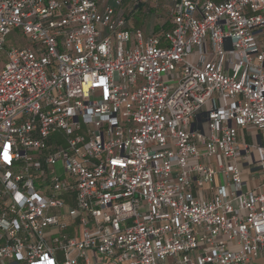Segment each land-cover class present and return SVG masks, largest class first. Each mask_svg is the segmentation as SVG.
Here are the masks:
<instances>
[{"label": "built area", "instance_id": "2783aa9c", "mask_svg": "<svg viewBox=\"0 0 264 264\" xmlns=\"http://www.w3.org/2000/svg\"><path fill=\"white\" fill-rule=\"evenodd\" d=\"M123 3L0 0V264H264V0Z\"/></svg>", "mask_w": 264, "mask_h": 264}, {"label": "rangeland", "instance_id": "374dc122", "mask_svg": "<svg viewBox=\"0 0 264 264\" xmlns=\"http://www.w3.org/2000/svg\"><path fill=\"white\" fill-rule=\"evenodd\" d=\"M121 8L124 10L131 26L140 28L145 33L153 29L155 32L160 33L171 27L170 0H124ZM260 41L264 43V35L260 37ZM6 42L8 45L15 46L30 44L28 36L22 35L17 29H14L6 37ZM259 172L261 171H255L257 174ZM261 181L264 182V178ZM249 183H251L250 180Z\"/></svg>", "mask_w": 264, "mask_h": 264}, {"label": "trees", "instance_id": "16d2710c", "mask_svg": "<svg viewBox=\"0 0 264 264\" xmlns=\"http://www.w3.org/2000/svg\"><path fill=\"white\" fill-rule=\"evenodd\" d=\"M140 6V3L138 4ZM167 26V25H166ZM153 31L155 32V30L153 29Z\"/></svg>", "mask_w": 264, "mask_h": 264}, {"label": "crops", "instance_id": "0c3cea01", "mask_svg": "<svg viewBox=\"0 0 264 264\" xmlns=\"http://www.w3.org/2000/svg\"><path fill=\"white\" fill-rule=\"evenodd\" d=\"M254 184H256V182H254Z\"/></svg>", "mask_w": 264, "mask_h": 264}]
</instances>
